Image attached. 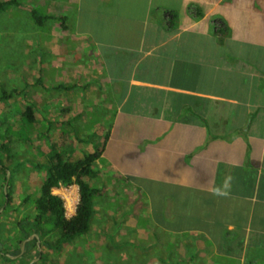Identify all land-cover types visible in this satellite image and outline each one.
Returning a JSON list of instances; mask_svg holds the SVG:
<instances>
[{
  "label": "crops",
  "instance_id": "obj_1",
  "mask_svg": "<svg viewBox=\"0 0 264 264\" xmlns=\"http://www.w3.org/2000/svg\"><path fill=\"white\" fill-rule=\"evenodd\" d=\"M37 1L62 18L41 26L56 40L42 66L82 92L86 118L104 114L97 196L115 241L150 250L124 261L264 264V0Z\"/></svg>",
  "mask_w": 264,
  "mask_h": 264
},
{
  "label": "rangeland",
  "instance_id": "obj_2",
  "mask_svg": "<svg viewBox=\"0 0 264 264\" xmlns=\"http://www.w3.org/2000/svg\"><path fill=\"white\" fill-rule=\"evenodd\" d=\"M19 2L22 6H7L0 12V95L3 91L21 92L0 101V145L7 143L6 147L10 149L9 156L0 151V157L4 165H8V160L11 161V172L6 181L3 175L5 170L1 169L0 164V264H133V261L125 262L124 258L149 255L150 250L132 245L124 238L115 241L119 236V225L112 221L116 217L110 216V213L116 212L114 206L106 210L105 201L100 196H97L98 199L96 197V214L91 219L88 234L72 238L59 249L49 245L58 237V232L49 224L43 225L48 233L42 238L35 231L30 235L34 229L35 200L39 197V187L49 168L50 151L57 148L70 161L83 158L84 154L101 149L107 126L106 121L101 118L103 112L93 115V118H86L85 108L81 110L76 106V100L79 99L81 104L85 100L80 94L82 92L76 91L73 94L69 92L71 89L65 91L51 88L53 85L70 86L74 83L57 81L54 77L57 75L59 79L64 73H56L51 71L53 68L42 66L41 61H49L42 51L43 46L48 43L42 34L44 29L36 24L30 12L36 10L40 15L49 14L54 19L56 16L58 27L62 23L60 14L55 15L54 9L46 11L38 5L37 0ZM51 25L53 26V22ZM55 41L50 39L48 48H54ZM39 68L43 71L42 76L46 75L48 78L44 80V86L36 84ZM38 93L41 94L40 97ZM30 103L36 104L35 122H30L20 114ZM77 114H83L84 119L81 116L83 120L79 121L77 118L80 116ZM73 150L75 152L70 156ZM91 184L102 189L104 182L98 177ZM66 188L54 193L52 191V194L62 199L67 218H70L76 213L79 188L76 185ZM145 190L148 191V185ZM111 194L113 195L112 191ZM74 202L76 206L72 210L68 203L72 205ZM105 222H114L113 230L107 232L101 228V231L97 230L92 235V226L97 227ZM22 232L29 234V237L25 239ZM101 237H104L103 243ZM148 243L143 242L141 245ZM259 254L264 258L263 249Z\"/></svg>",
  "mask_w": 264,
  "mask_h": 264
},
{
  "label": "trees",
  "instance_id": "obj_3",
  "mask_svg": "<svg viewBox=\"0 0 264 264\" xmlns=\"http://www.w3.org/2000/svg\"><path fill=\"white\" fill-rule=\"evenodd\" d=\"M7 6H22L19 0L0 1V12H2ZM189 13L195 20H199L203 17V12L198 7L193 5L188 8ZM33 20L39 26L44 24V21L54 19L52 15H40L36 10L30 12ZM170 15L171 23H175L177 19L176 11H171ZM219 24L218 29L220 32H230L229 27L225 20L219 17L214 18ZM39 85V80L36 82ZM41 85H43L41 83ZM44 86V85H43ZM72 88L70 86L58 85L55 89L68 91ZM21 92L14 90L12 92L3 91L0 95V101L10 99L14 94H20ZM35 109L36 104L30 103L25 109L20 111L22 117H27L30 122H35ZM4 121V120H3ZM2 121H0L1 123ZM108 136H105V140L101 149H95L93 152L84 154L83 158L75 161L65 159V153L57 151V148H53L50 151V157L48 160V171L39 187V197L36 198V215L33 218L34 229L30 233L33 234L35 231L42 238L48 232L44 230L43 225L49 224L54 230L58 232V237L53 243H50L51 247L59 249L68 243L72 238L77 236H83L90 231V222L95 214L94 210V199L101 193L100 187H95L91 184V181L97 179L100 175V171L96 167V162L101 158L103 150L105 148ZM7 143L0 145V151L5 153L7 156L10 155L9 147H6ZM74 150L70 152V156L74 154ZM4 165V161L0 157L1 169L5 172V180L7 174L11 172L10 163ZM59 185L71 186L76 185L79 188V203L76 209V213L71 218H66L65 207L62 199L52 194L54 188ZM7 196V201L10 199ZM19 225L22 228L21 222ZM25 239L29 237V234L22 232ZM35 243L37 242L34 241Z\"/></svg>",
  "mask_w": 264,
  "mask_h": 264
},
{
  "label": "built area",
  "instance_id": "obj_4",
  "mask_svg": "<svg viewBox=\"0 0 264 264\" xmlns=\"http://www.w3.org/2000/svg\"><path fill=\"white\" fill-rule=\"evenodd\" d=\"M60 188V189H59ZM67 189L66 188V186H64V185H60L59 187H57V188H54L53 189V193H54V191H61V189ZM58 194V193H57ZM56 195V194H55ZM61 195V194H60ZM59 196V195H58ZM62 197H63V195H61ZM76 206V205H75ZM75 206H74V208H75ZM65 216H66V218H67V213H65Z\"/></svg>",
  "mask_w": 264,
  "mask_h": 264
},
{
  "label": "water",
  "instance_id": "obj_5",
  "mask_svg": "<svg viewBox=\"0 0 264 264\" xmlns=\"http://www.w3.org/2000/svg\"><path fill=\"white\" fill-rule=\"evenodd\" d=\"M8 177V176H7ZM5 192H6V188H5ZM38 240V239H37Z\"/></svg>",
  "mask_w": 264,
  "mask_h": 264
},
{
  "label": "bare ground",
  "instance_id": "obj_6",
  "mask_svg": "<svg viewBox=\"0 0 264 264\" xmlns=\"http://www.w3.org/2000/svg\"><path fill=\"white\" fill-rule=\"evenodd\" d=\"M71 201V200H70ZM70 203V202H69ZM71 204V203H70Z\"/></svg>",
  "mask_w": 264,
  "mask_h": 264
},
{
  "label": "clouds",
  "instance_id": "obj_7",
  "mask_svg": "<svg viewBox=\"0 0 264 264\" xmlns=\"http://www.w3.org/2000/svg\"><path fill=\"white\" fill-rule=\"evenodd\" d=\"M53 191V190H52ZM6 193V192H5ZM71 218V217H70Z\"/></svg>",
  "mask_w": 264,
  "mask_h": 264
},
{
  "label": "flooded vegetation",
  "instance_id": "obj_8",
  "mask_svg": "<svg viewBox=\"0 0 264 264\" xmlns=\"http://www.w3.org/2000/svg\"><path fill=\"white\" fill-rule=\"evenodd\" d=\"M8 175V174H7Z\"/></svg>",
  "mask_w": 264,
  "mask_h": 264
}]
</instances>
